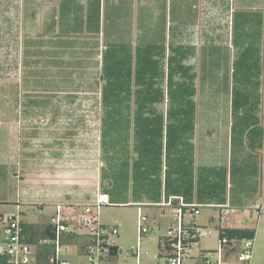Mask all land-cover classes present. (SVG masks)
<instances>
[{"label":"rangeland","instance_id":"rangeland-1","mask_svg":"<svg viewBox=\"0 0 264 264\" xmlns=\"http://www.w3.org/2000/svg\"><path fill=\"white\" fill-rule=\"evenodd\" d=\"M44 2L50 3V0H0V200L13 201L17 198L18 191L21 194L25 190L30 197L33 196L30 200L51 202L53 201L51 198L57 195L61 197L74 195L76 202H84L94 194L98 185H104L106 182L104 172L106 168L109 169L103 145L102 55L99 48L95 50L97 46L92 49L97 41V35L86 30L76 35L82 43L88 42L89 47L82 50L79 44L75 47L74 54L54 55L53 47L46 42L60 33L61 21L47 22L49 17L47 14L52 9L48 10L49 6H44ZM248 10L251 11L247 12L250 14L248 17L251 22L250 36L243 38L242 35L241 39L236 33L237 41L242 44L245 40L249 41V44L245 53L238 49L236 55V65L233 67L235 84L233 93L231 91L228 97L221 95L214 102L198 101L199 106L206 105L211 111H232L231 118L234 121L239 119L240 110L251 109L249 112L264 113V76L262 77L264 55L261 56L263 50L259 35L264 18V0H251ZM239 19V16L236 17L237 25ZM105 25L106 21L103 26ZM37 36H41L43 43L45 42L38 48L42 51L40 56H36L34 52ZM92 50L97 51V54L92 53ZM130 53L128 48L121 45L118 58L124 65L129 63ZM50 61L55 63L51 64ZM241 89H249L246 97L252 95L250 102L247 100L244 102ZM135 97L136 95L132 96ZM166 107L167 105L162 104L157 106V109ZM132 108L135 109L134 104ZM128 124V120L122 119L121 140L119 136L117 138L120 144L128 136L124 127ZM237 132L236 130V134ZM252 152L257 160L258 171L255 177H249L252 181L250 185L253 195L258 191L259 195H262L257 203L263 207V210L255 209L256 212L262 211L261 214L257 213L258 220L249 223V226L256 229V255L253 264H264V149H252ZM129 168L132 169L131 172ZM8 169L16 171L19 177L25 179L22 187L13 183L8 176ZM115 170L111 177L116 184L109 191L113 203L132 202L134 199L129 178L133 179L134 171L138 176V168L134 170L131 161L127 160ZM234 177V191H238L236 187L243 177L236 173ZM134 190L139 191L138 185ZM36 205L34 202L22 205L23 218L27 223L40 224L56 215L53 205L44 206L42 209ZM13 207L8 202L0 201V213L7 214ZM141 208L146 213L144 207ZM137 209L138 207L133 204L113 205L104 206L100 212L103 224L111 226L114 222L120 224V235L113 239L124 251L118 259L119 263L128 259L127 253L136 243ZM153 210L159 212L162 209ZM203 212L205 217L207 209ZM241 212L238 217L244 215ZM78 213L79 211L76 214ZM168 213L170 214V211ZM198 220L202 225L204 221L200 218ZM70 228L80 232L79 226L75 223H70ZM207 228L212 230V235L200 240L201 248L216 249L219 242L218 232L212 225H208ZM154 230L156 237L164 235L167 225L162 224ZM147 246L151 251H155V244ZM62 254L71 264H86L84 256L75 247ZM129 262H132L131 259ZM160 263L165 264L166 259L162 258Z\"/></svg>","mask_w":264,"mask_h":264},{"label":"crops","instance_id":"crops-1","mask_svg":"<svg viewBox=\"0 0 264 264\" xmlns=\"http://www.w3.org/2000/svg\"><path fill=\"white\" fill-rule=\"evenodd\" d=\"M249 3L251 0H57V2L50 0V3H43L44 6H49L48 10L52 9L47 14V17L49 16L47 22L62 21L64 17L65 23H68L69 27L73 26L76 17H78L77 20L83 21L85 24L88 20L87 17H100L97 43L99 51L101 50L98 52L101 55L110 45L120 44H130L135 52L139 39L145 36L144 31L147 30L146 38L154 37L155 32L159 30L158 25L161 23V17H164V40H159L156 44L161 46L163 42L165 45V63L168 62L169 55L177 54L178 58L183 55L180 59L181 67L187 69L188 74L194 75L195 94L192 100L195 109L187 120L184 119L185 115L169 110L170 102L168 98H165L164 102L155 105V110L152 113L147 112L139 118L136 117L134 110L128 114L131 118L126 131L128 136L126 140L121 141V144L117 143L114 148L117 150L115 155L107 151L109 146L106 148L104 146L105 160L109 165H116L119 168L128 160L131 161L134 170L139 168L138 176L134 171L133 179L129 178L134 200L121 205L133 204L137 207H144L145 214L150 218L152 233L144 243L147 248H149L147 245L155 244L154 252H157L158 239L162 235L156 237L154 228L165 224L169 229L175 225L174 208L178 207L180 198L187 204L201 207L199 216L193 219L187 217L185 220L208 229L211 235L212 230L207 228L208 225L214 227L213 229L218 232V237L221 226L226 230L248 229L256 232V229L249 226V223L255 219L258 220L257 213L261 214L262 212H256L255 209L263 210V207L257 203L262 195H259V191L253 195L250 185L252 181L249 177H253L258 171L256 170L257 160L254 158L252 149H264V113L249 112L251 109L240 110L239 119L234 121L231 118L232 111H211L207 109L206 105L203 107L202 104L198 105L199 100L203 103L214 102L221 95L228 97L231 91L233 93L235 85L233 84V67L236 65V55L238 49L245 53L249 44V41L244 40L242 44L237 41L236 33L241 39L242 35L243 38L250 36L251 22L248 18L250 14L247 13L251 12L248 10ZM45 12L47 13V11ZM238 16L240 19L237 25L236 17ZM262 20L259 34L263 50L261 56L264 55V18ZM104 21L106 24L113 23L114 28L109 33L103 26ZM118 31H124L123 35H120ZM120 36L122 38H119ZM102 48L105 49L102 50ZM165 70L167 72V64ZM262 70L263 77L264 62ZM179 79L181 80L182 77L175 78V80ZM248 90L241 89L240 91L244 96V102L252 100L251 94L246 97ZM162 104L167 107L157 109V106ZM140 118L160 120L158 122L151 121L149 125L143 123L141 125V123L139 124L142 122L139 121ZM183 124H186L184 126H187V130L175 127ZM102 126L104 139V116ZM254 128L262 130L260 146H258L259 141L251 136L252 132L250 131ZM110 155H114L116 161L109 162ZM124 155L127 158L124 159ZM8 170V176L13 180V183L22 187L25 179L19 177L16 171ZM131 170L129 168V172ZM108 171L109 169L106 168L105 172ZM235 173L241 174L243 177L239 186L236 187L238 191H234ZM105 179L108 180V177ZM137 185L138 192L134 190ZM70 196L57 195L51 198L53 200L51 202L39 199L30 200L33 196L30 197L23 190L21 194L18 191L17 198L13 201H0L8 202L13 206L17 201H20L22 205L34 202L42 209L44 206L50 205L55 207V204L59 202L76 203L74 195ZM169 201H172V206H163ZM224 205H229L231 215L226 221H221L222 209L220 207ZM153 208L162 210L156 212ZM205 209L207 212L203 217ZM240 212L244 215L238 217ZM199 218L204 221L202 225ZM49 222L50 220L40 224L27 222L26 224L40 228ZM224 222L226 223L224 224ZM210 234L207 236H211ZM80 240L84 241L85 237H81Z\"/></svg>","mask_w":264,"mask_h":264},{"label":"built area","instance_id":"built-area-1","mask_svg":"<svg viewBox=\"0 0 264 264\" xmlns=\"http://www.w3.org/2000/svg\"><path fill=\"white\" fill-rule=\"evenodd\" d=\"M104 206H113V204L109 195L103 192L101 185H98L87 201L55 204L56 215L49 222L54 237L40 242L54 247L51 264H71L62 254L68 253L71 247H75L84 256L86 264H161L162 258L166 259L165 264H252L253 262L256 238L229 237L222 226L218 247L213 250H203L200 240L210 234V231L185 220L187 217L193 219L199 216L201 207L187 204L180 198L178 207L174 208L176 223L159 237L157 252L145 246V239L152 235L151 222L141 206H138L136 244L127 253L128 259L119 263L118 259L124 251L113 239L120 235V224L114 222L111 226L101 222L100 212ZM163 206H172V201ZM220 208L222 209L220 220L226 221L231 215V209L229 205ZM78 211L79 213L76 214ZM23 215L20 201H17L7 214L0 213V258H6L8 264H37V246L29 243L30 234L26 231ZM70 223L79 226L80 232L71 230ZM73 235L88 237L91 242L84 249H80L78 245L63 243L64 240L70 241ZM115 247L118 249L116 255L113 254Z\"/></svg>","mask_w":264,"mask_h":264},{"label":"trees","instance_id":"trees-1","mask_svg":"<svg viewBox=\"0 0 264 264\" xmlns=\"http://www.w3.org/2000/svg\"><path fill=\"white\" fill-rule=\"evenodd\" d=\"M72 24L73 26L68 27V23H65V18H62L60 33L54 35L55 38L50 39L46 44H49L52 48L54 55L56 54H66L76 52L75 47L79 44L81 49L89 47L88 42L82 43L77 36L82 34L85 30L92 32L95 35L99 33L100 30V17H87L86 24L82 21L77 20ZM161 23H159V30L155 32V36L150 39L146 38L147 30L144 31L145 36L139 39V44L135 48V52L130 44H123L122 47L128 48L130 53L129 63L124 65V62L118 58V53L121 51V44L114 46L110 45L102 53V76H103V86H102V103L104 109V139L103 145L107 148L108 152L115 153L117 152L114 149L121 140V129L123 126H120L122 119L128 120L130 122L131 118L129 113L134 110L136 117H141L147 112H153L155 105L164 102L166 96H168L170 106L169 110L179 112L184 116V119H188L191 113L195 109L194 102L192 97L195 94V89L193 85L194 75H190L180 65V59L183 55H180L179 58L176 54L175 56L169 55L168 62L165 63V45L162 42L161 46H157V41L164 40L163 38V24L164 17H161ZM64 20V22H63ZM86 25V26H85ZM113 23L109 22L105 25V30L107 33L113 29ZM124 31H118L120 35H123ZM77 34V35H76ZM77 36V37H73ZM162 37V38H161ZM119 38H122L120 36ZM98 37L96 38V40ZM34 50L36 56H40L42 51L38 48L45 44L42 41L41 36H37L35 40ZM98 49L97 41L92 46V49ZM92 50V53L97 51ZM79 51V48H78ZM82 52V51H80ZM117 54V56H115ZM179 54V53H178ZM27 62V61H26ZM38 62V61H36ZM51 64L55 63L50 61ZM53 62V63H52ZM135 62V64H134ZM167 64V72L164 68V63ZM57 63V62H56ZM175 63V66H173ZM31 65V64H29ZM134 65V67H133ZM126 66V67H125ZM128 66V67H127ZM167 77V82L165 84V79ZM176 77H182L180 80H175ZM135 98H132V96ZM134 102V103H133ZM132 104L135 105V109L132 108ZM126 112V114H125ZM127 115V116H125ZM139 124L149 125V122H158L159 119H149V118H140ZM179 125L175 127H180L181 130H187V126ZM128 125H125V130H128ZM174 128V127H173ZM172 128V129H173ZM170 129V128H169ZM250 132L253 139L259 141L261 144L262 130L260 128H254ZM119 136V140L117 139ZM154 139V138H153ZM254 142V141H253ZM258 143V142H255ZM254 143V144H255ZM113 155V156H114ZM111 156V160L116 161L115 156ZM116 165H109V171L104 173V176L108 180L102 185L103 192L108 194L111 198V203L113 205H121L113 203V198L109 194V191L116 184V181L113 180L111 174L114 173ZM139 169V168H138ZM127 204V203H126ZM26 231L30 234L29 243L37 246V264H51V259L54 254V247L50 244H40L43 240L52 239L54 236L50 231L51 226L49 224L43 227H35L33 225H28L25 222ZM226 235L229 237H241V238H255V230H226ZM83 238V237H82ZM81 237L78 235H73L70 238V241L64 240L63 243H70L78 245L80 249H84L91 241L88 237H85L84 241L80 240ZM0 264H8L6 258H0Z\"/></svg>","mask_w":264,"mask_h":264},{"label":"water","instance_id":"water-1","mask_svg":"<svg viewBox=\"0 0 264 264\" xmlns=\"http://www.w3.org/2000/svg\"><path fill=\"white\" fill-rule=\"evenodd\" d=\"M117 251H118V249L115 247V248L113 249V252H114L113 254L116 255V254H117ZM120 252H121V251H120Z\"/></svg>","mask_w":264,"mask_h":264}]
</instances>
